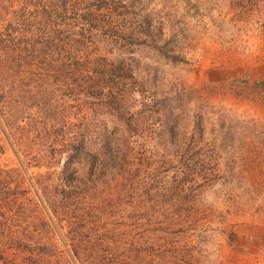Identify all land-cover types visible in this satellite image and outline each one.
Masks as SVG:
<instances>
[{
  "label": "rangeland",
  "instance_id": "1",
  "mask_svg": "<svg viewBox=\"0 0 264 264\" xmlns=\"http://www.w3.org/2000/svg\"><path fill=\"white\" fill-rule=\"evenodd\" d=\"M107 3L0 0V30L20 18L32 56L13 61L15 37L12 52L1 45L0 101L39 77L56 108L44 127L42 110L18 104L4 120L16 142L0 138V167L11 170L0 264H264V0ZM81 59L88 72L98 60L128 63L134 89L108 81L117 103L89 98L74 76L87 75ZM73 122L86 140L116 145L114 161L111 144L86 157L81 205L43 185L67 160L50 158L51 142L72 136ZM19 234L45 247L4 248Z\"/></svg>",
  "mask_w": 264,
  "mask_h": 264
},
{
  "label": "trees",
  "instance_id": "2",
  "mask_svg": "<svg viewBox=\"0 0 264 264\" xmlns=\"http://www.w3.org/2000/svg\"><path fill=\"white\" fill-rule=\"evenodd\" d=\"M104 2L106 4L107 0H104ZM62 3L66 5L65 1H62ZM107 4L111 5L109 3ZM97 6L100 7L99 4H97ZM8 26L9 27L7 29L4 28L3 30H0V49H1V45L2 47H7L5 42H8L10 49L8 47L7 48L12 52L13 47L11 45V42L14 40V37H15L16 43H14L15 44L14 53H13V56L10 55L11 58L12 57L14 58L13 61L15 62L18 60V62H21L22 61L21 59L24 57L31 58L32 56L28 55V53H30L31 51H28L25 54H22L21 50H26L22 46H20V44L24 43L23 38L21 37L22 35H17L15 31L16 26H20V29L21 27L25 28V24H23V21L20 18H18V20L15 23V26L13 24H9ZM111 32L113 34L116 33L114 31H111ZM136 42L137 40H134L133 42H128L127 44H132ZM7 48H3V49H4V52L8 53ZM4 56H6V54H4ZM80 61L81 63L77 67L79 68L83 67L87 75H84V74L80 75V71L78 69L77 71L74 70L75 71L74 76L76 77L77 81H80V82L87 81L84 92L89 98L93 97L95 99H100L102 101V104L106 103L107 105L110 103H117L118 100L116 99L118 95L113 94L111 90L109 92L107 89H105V88L109 89L108 81H110L112 85L118 86V89H121V92L122 91L127 92L129 89H132V88L134 89V75L128 63H124V64L117 63L116 65L113 62L107 61L103 63L98 60V67H95L92 71L94 73H92V72L87 71L88 69L87 64L89 62L84 61L82 59ZM64 75L65 74L62 72V69H61L60 71H58V74L56 77L65 79ZM93 75L96 76V79L93 78ZM25 81H26L25 84L24 82H20L19 80L16 84L13 82L12 84L14 86L13 88L17 89V92L13 91V95H14L13 98H11L10 100L5 98L2 101H0V135H1L0 138L3 137L7 141H9L8 143L10 144V146L15 144L16 140L13 138L14 132L12 130V124L9 122L8 128H5L4 120H6L7 116L15 112L14 108L16 107L17 104L22 106L25 109L26 107H28V108L42 110L41 111L42 119L40 120L42 127H44V124L46 123V120H44L45 116L54 115V109H56L52 104V100H51L52 93L44 92V90L42 89V84L45 83V80L43 78L38 77V78L32 79V77H30ZM121 83L124 85L130 86V88L125 87L124 89H122L120 85ZM8 84H11V83L8 82ZM26 84L32 85V87L27 88ZM131 118L132 120H130L129 122V128L134 131L137 129V126L143 122L144 117L137 116V118L136 117H131ZM135 120L137 122H135ZM30 124L31 126L33 125L30 129H32L34 134H25V136L29 138V141L30 140L34 141V139L39 136L38 133H40V130H39L40 128H37L34 126L35 124L34 121H30ZM71 126H72V131H73L72 136H69L67 138L64 136V139H61V140H57L53 138L51 142L52 145H51L50 152H49L50 158L54 159L57 156L66 155L67 160L63 162L62 164L57 165L59 167V171L52 172L54 174L52 177L50 176V174L48 175L46 174L43 177V179H46V181H48L46 182V184H43V185L47 187L45 188V192L46 190H48L46 192L48 193L50 190H52V188L48 185H50L52 182H55L53 183L54 184L53 188L55 189L53 192L55 191H58L59 193L62 192L63 195L67 199L65 204L67 203L69 205L71 204L77 205L79 204L77 202L78 196L80 195L81 192L85 193V191L87 190V188L81 187L80 185V179L82 176L81 169L84 166V163L87 161L86 157L89 158L90 155L94 156V154H92L93 152L92 149L94 150L97 149V151L100 153L102 148L108 149V145L111 144L112 148L109 149L110 151L108 150L109 151L108 153L111 155V158L114 161L116 145H115V138H110L109 139L110 142H108L105 139L101 144H99L97 141H94V140H86V136H84L86 129L84 128L83 125H80L78 122H73ZM112 151H114V157H113ZM105 155L106 154H104L103 156ZM58 161L57 163L61 162V160H58ZM112 166H113V163H112ZM10 172L11 170L3 169L2 167H0V174H2L4 177L3 178L2 176H0V189L2 188V192L6 195V197H7V194L5 193V189L7 188V185L10 186L9 183L11 182L10 176H9ZM3 193H0V196H1L0 200H2L5 197ZM48 198L49 197L47 196L46 199ZM41 199L43 200L44 197H42ZM52 203H55V202H50L49 204L51 205ZM82 213L92 214L93 209H91L90 206H85L82 209ZM9 246L10 248H13L12 246H15V248L16 247L26 248L28 251H39L45 247L44 243L36 244L34 246H27L21 240L20 234L14 238H11L8 244H6L4 248H7ZM4 261H7V260H4Z\"/></svg>",
  "mask_w": 264,
  "mask_h": 264
}]
</instances>
